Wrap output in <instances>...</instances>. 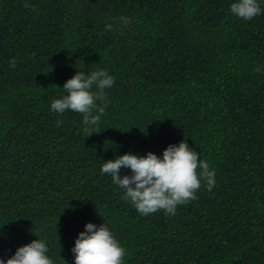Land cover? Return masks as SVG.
I'll return each instance as SVG.
<instances>
[{"label":"trees","instance_id":"16d2710c","mask_svg":"<svg viewBox=\"0 0 264 264\" xmlns=\"http://www.w3.org/2000/svg\"><path fill=\"white\" fill-rule=\"evenodd\" d=\"M233 2L0 0V258L38 238L53 264H74L84 225L104 223L124 264H264V0L248 21ZM120 16L122 33L105 29ZM98 69L114 84L86 136L81 114L50 104ZM181 140L215 185L175 215H141L101 174Z\"/></svg>","mask_w":264,"mask_h":264},{"label":"clouds","instance_id":"9594fccd","mask_svg":"<svg viewBox=\"0 0 264 264\" xmlns=\"http://www.w3.org/2000/svg\"><path fill=\"white\" fill-rule=\"evenodd\" d=\"M31 7L29 3L23 5ZM230 11L236 17L248 21L261 14L258 0H235ZM132 23L128 17L120 16L105 24L108 31H120ZM15 58L9 61L10 68L16 67ZM257 67L255 71H260ZM114 77L106 69H98L86 74L77 71L68 79L63 89L66 95L52 100L53 112L63 114L74 111L82 115L84 131L91 134L100 123L107 106L105 89L111 88ZM99 102V103H98ZM62 121H57L60 126ZM122 168L129 169L131 175H120ZM101 174L111 176L112 182L124 190L122 199L129 201L141 215L147 216L158 211L175 215L177 206L185 205L197 199L196 193L206 184L207 190L215 185V170L199 158L184 140L178 144H169L157 156L152 152L144 156L125 153L105 161L101 165ZM49 248L42 239H34L20 246L8 259L0 258V264H53L47 253ZM74 264H124L126 250L121 246L113 233L103 223L96 226L84 225L71 249Z\"/></svg>","mask_w":264,"mask_h":264}]
</instances>
